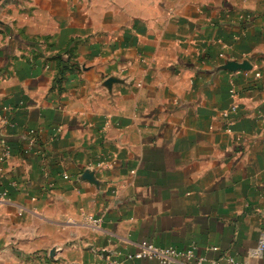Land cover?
<instances>
[{"label":"crops","instance_id":"crops-1","mask_svg":"<svg viewBox=\"0 0 264 264\" xmlns=\"http://www.w3.org/2000/svg\"><path fill=\"white\" fill-rule=\"evenodd\" d=\"M7 145L0 264H264V0H0Z\"/></svg>","mask_w":264,"mask_h":264},{"label":"built area","instance_id":"built-area-1","mask_svg":"<svg viewBox=\"0 0 264 264\" xmlns=\"http://www.w3.org/2000/svg\"><path fill=\"white\" fill-rule=\"evenodd\" d=\"M233 103L229 108L221 112V117L225 121L227 132H232V125L234 122V116L238 112V104L236 102L237 93L231 90ZM7 122V120L5 119ZM29 153V150L26 151ZM11 157V147L5 146L1 161H6ZM88 221L93 225H99L102 220L100 218H93L86 216ZM139 250L135 253L128 254L124 258L119 257H107L104 264H132L134 260H157L161 264H175L182 262V264H205L206 258L199 252L196 246H190L189 248L180 250L173 247H157L152 243L144 242L139 246ZM264 250V235L262 236L256 254L259 256ZM230 264H235L234 260L229 258ZM253 264V263H244Z\"/></svg>","mask_w":264,"mask_h":264}]
</instances>
